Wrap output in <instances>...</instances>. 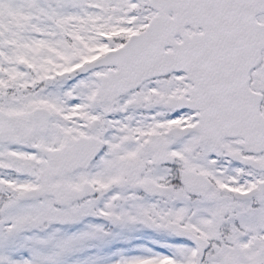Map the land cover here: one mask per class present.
I'll use <instances>...</instances> for the list:
<instances>
[{
  "label": "snow or ice",
  "instance_id": "6c2138e0",
  "mask_svg": "<svg viewBox=\"0 0 264 264\" xmlns=\"http://www.w3.org/2000/svg\"><path fill=\"white\" fill-rule=\"evenodd\" d=\"M0 264H264V0H0Z\"/></svg>",
  "mask_w": 264,
  "mask_h": 264
}]
</instances>
